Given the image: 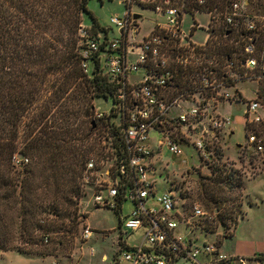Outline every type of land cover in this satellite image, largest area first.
<instances>
[{
  "label": "built area",
  "instance_id": "obj_1",
  "mask_svg": "<svg viewBox=\"0 0 264 264\" xmlns=\"http://www.w3.org/2000/svg\"><path fill=\"white\" fill-rule=\"evenodd\" d=\"M118 1L125 4L126 11L122 17L112 16L110 23L119 29V37L108 40L104 51L99 50L101 40L87 39V28L78 29L79 39H86L80 54L83 72L88 73L89 58L97 52L108 82L115 87L110 111L93 114L98 123L114 110L125 153L117 165L114 158L98 163V167L109 166L102 171L108 182L100 184L104 192L94 195L93 203L109 206L108 201L114 202L119 195L133 204L119 221L117 244L121 250L114 260L117 264H173L182 258L185 264H233L232 260L247 264L242 257L223 254L216 244L205 242L202 249L193 246V222L207 215L195 205L184 221L170 190L157 194L149 174H153L155 154L164 145L175 157H182L183 148L192 149L199 163L222 158L218 145L232 134L233 105L246 103L244 130L264 123V15L245 11L248 2L239 0H226L225 5L208 4L207 0ZM134 5L164 18L142 34L140 41L134 40L141 33L138 19L130 13ZM196 13L206 14L207 24L201 28L193 23L186 34L182 17ZM196 29L205 33L201 44L190 40ZM130 55L136 56L135 62ZM137 72L138 78L133 76ZM246 92L251 100L245 99ZM247 142H255L254 134L247 136ZM20 161L26 163L25 158L14 160ZM95 167L90 159L86 171ZM140 229L141 242L125 246L122 230L132 233ZM91 234L88 225L82 227L83 240H89ZM43 242H48L47 237ZM246 259L264 264L258 255Z\"/></svg>",
  "mask_w": 264,
  "mask_h": 264
},
{
  "label": "trees",
  "instance_id": "obj_2",
  "mask_svg": "<svg viewBox=\"0 0 264 264\" xmlns=\"http://www.w3.org/2000/svg\"><path fill=\"white\" fill-rule=\"evenodd\" d=\"M87 1L0 0V252L31 253L48 232L59 234L63 219L74 218L83 173L125 157L114 110L98 123L93 119L94 98L113 102L115 87L99 53L89 58L88 73L81 68L86 39H79L78 29ZM90 18L87 39L101 40L104 51L106 31ZM98 132L108 149L95 142ZM22 158L26 163L14 162ZM90 159L96 167L86 171ZM215 175L214 185L240 189L232 174ZM209 195L213 203L221 201ZM123 200L118 195L107 207L118 213Z\"/></svg>",
  "mask_w": 264,
  "mask_h": 264
},
{
  "label": "rangeland",
  "instance_id": "obj_3",
  "mask_svg": "<svg viewBox=\"0 0 264 264\" xmlns=\"http://www.w3.org/2000/svg\"><path fill=\"white\" fill-rule=\"evenodd\" d=\"M239 1L248 2L245 11L264 15V0ZM86 8L88 13L81 15V27H90L92 16L98 26L106 31L108 40L119 37V29L110 23V18L123 16L126 11L123 2L88 0ZM130 13L141 17L138 19L141 33L136 35L135 41H140L142 34L150 31L155 23L164 20L160 14L136 5L131 7ZM207 20V15L203 13L186 14L182 17V30L188 34L193 23L204 28ZM98 35L102 38L103 32ZM204 35L203 30L196 29L190 40L201 44ZM129 59L135 62L136 56L130 55ZM133 76L138 78L140 72ZM244 95L246 100H251L248 92ZM112 106L109 97L104 99L98 96L93 100L94 112L107 114ZM219 112L223 113L224 110ZM245 114L246 103L241 102L231 107L229 129L232 134L227 142L218 145L223 154L221 159L199 163L192 149L183 148L182 157H175L164 145L160 152L155 154L153 174H149V178L154 179L157 194L170 190L184 221L188 220L189 211L195 205L207 215V218L193 222L191 235L193 246L202 249L203 243H213L228 257L244 256L242 258L247 264H253L245 258L247 256L245 253L254 251L264 254V123L248 126L244 130ZM249 134L255 136L252 145L247 142ZM150 135L157 138L156 133L151 132ZM103 138V133L98 132L95 142L97 144L100 142L99 145L108 149ZM257 145H260V150ZM100 151L107 153L103 149ZM107 167L109 166H101L94 172H84V177L78 179L82 196L73 207L74 215L71 217L74 218H70V221L67 218L63 219L64 227L59 234L48 232V242L38 243L31 253L0 252V264H117L114 256L118 259L117 252L121 250V246L117 244L119 221L130 213L133 204L124 199L120 211L115 213L105 205L93 203V196L104 192L100 184L107 185L108 179L104 172L102 173ZM215 174H232L239 178L240 189L214 185L213 181L217 179ZM210 193L217 195L221 201L213 203L210 200ZM108 205L112 206L113 201L109 200ZM85 225L92 229L91 237L87 241L83 240L81 235L82 227ZM179 230L184 232L181 227ZM122 231L124 232L122 240L128 248L141 242L142 229L132 233ZM90 250H93V256H90ZM103 255L106 256L105 261L101 260ZM232 263L237 264L233 260ZM119 264L126 263L120 261ZM173 264H185V260L179 258Z\"/></svg>",
  "mask_w": 264,
  "mask_h": 264
},
{
  "label": "crops",
  "instance_id": "obj_4",
  "mask_svg": "<svg viewBox=\"0 0 264 264\" xmlns=\"http://www.w3.org/2000/svg\"><path fill=\"white\" fill-rule=\"evenodd\" d=\"M144 9H149V8H144ZM150 10V9H149ZM135 16H137L136 14L134 15V17ZM139 18H141L140 16H139ZM139 18H137V19H139ZM264 253V252H263ZM247 256L245 257V258H250V257H254V256H257L258 254H260L259 252H254V251H252V252H250V253H245ZM236 257H244V256H239V255H235ZM106 259V256L105 255H103L102 257H101V260L103 261V259Z\"/></svg>",
  "mask_w": 264,
  "mask_h": 264
},
{
  "label": "water",
  "instance_id": "obj_5",
  "mask_svg": "<svg viewBox=\"0 0 264 264\" xmlns=\"http://www.w3.org/2000/svg\"><path fill=\"white\" fill-rule=\"evenodd\" d=\"M137 18H139V16H138V15L134 17V19H137Z\"/></svg>",
  "mask_w": 264,
  "mask_h": 264
}]
</instances>
